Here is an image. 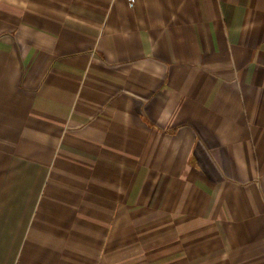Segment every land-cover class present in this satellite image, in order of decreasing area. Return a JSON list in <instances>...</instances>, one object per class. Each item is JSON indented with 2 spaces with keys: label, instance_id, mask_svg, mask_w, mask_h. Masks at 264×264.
<instances>
[{
  "label": "crops",
  "instance_id": "obj_1",
  "mask_svg": "<svg viewBox=\"0 0 264 264\" xmlns=\"http://www.w3.org/2000/svg\"><path fill=\"white\" fill-rule=\"evenodd\" d=\"M0 264H264V0H0Z\"/></svg>",
  "mask_w": 264,
  "mask_h": 264
},
{
  "label": "built area",
  "instance_id": "obj_2",
  "mask_svg": "<svg viewBox=\"0 0 264 264\" xmlns=\"http://www.w3.org/2000/svg\"><path fill=\"white\" fill-rule=\"evenodd\" d=\"M131 3H134L135 2V0H129Z\"/></svg>",
  "mask_w": 264,
  "mask_h": 264
}]
</instances>
